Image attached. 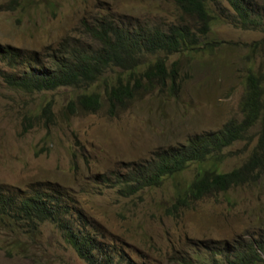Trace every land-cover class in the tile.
<instances>
[{
  "label": "rangeland",
  "instance_id": "1",
  "mask_svg": "<svg viewBox=\"0 0 264 264\" xmlns=\"http://www.w3.org/2000/svg\"><path fill=\"white\" fill-rule=\"evenodd\" d=\"M12 1L0 0V46L40 57L105 16L165 29L182 18L189 21L174 0H19V6L5 10ZM249 1L255 10L260 8V0ZM205 2L212 23L201 49L144 59L143 68L159 59L169 67L177 62L179 91L143 94L114 117L106 104L89 115L73 116L66 108L78 96L95 92L104 97L107 87L126 77L118 70L91 87L28 94L7 86L3 74L10 69L0 61V185L25 194L47 187L63 190L81 230L131 264H181L182 259L228 264L237 242L264 234L263 172L258 180L196 201L175 217L166 209L175 204L177 192L193 183L195 164L167 178L162 187L128 199L107 181L126 175L130 166L151 164L155 153L218 132L232 119L242 121L247 76L264 80V33L243 28L224 0ZM48 104L51 120L42 116ZM260 129L253 127L244 141L223 152L218 173L248 161ZM0 264L88 263L53 224L29 231L24 222L1 215Z\"/></svg>",
  "mask_w": 264,
  "mask_h": 264
},
{
  "label": "trees",
  "instance_id": "2",
  "mask_svg": "<svg viewBox=\"0 0 264 264\" xmlns=\"http://www.w3.org/2000/svg\"><path fill=\"white\" fill-rule=\"evenodd\" d=\"M224 1L243 28L264 33V0H260V8L256 10L249 0ZM174 2L182 17L189 21L182 18L166 29L105 16L93 24L83 25L77 37L65 38L57 49L47 48L42 57L0 46V61L10 69L3 74L4 81L13 90L33 94L91 87L114 70L126 76L107 87L104 97L92 92L71 101L66 111L73 116L96 114L106 104L108 115L114 117L128 110L143 94L165 89L168 93H177L181 88L178 63L169 67L165 60L159 59L143 68L144 59L157 54L180 56L201 49L202 41L209 35L212 17L205 0ZM19 5V0H14L5 10ZM241 114L242 121L232 119L218 132L197 135L180 148L155 153L151 164L138 163L135 169L130 166L126 175L107 181L116 187L121 198L128 199L162 187L167 178L180 175L195 164L198 169L193 183L177 192L175 204L166 209L170 217L188 210L196 201L256 181L264 174L261 170L264 167V80L256 74L251 73L246 78ZM42 116L47 120L53 118L51 104ZM257 125L261 127L259 138L248 161L229 173H218L216 169L223 152L244 141ZM10 192L0 185V216L24 222L29 231L46 222L53 224L88 264H131L123 255L117 258L108 252L96 237L81 230L63 190L47 187L26 194L21 190ZM241 243L235 245L234 257L228 264L264 263V234ZM181 264L191 263L182 259Z\"/></svg>",
  "mask_w": 264,
  "mask_h": 264
},
{
  "label": "clouds",
  "instance_id": "3",
  "mask_svg": "<svg viewBox=\"0 0 264 264\" xmlns=\"http://www.w3.org/2000/svg\"><path fill=\"white\" fill-rule=\"evenodd\" d=\"M17 190H20V189H17ZM22 191V190H21ZM12 192H16V189H14L13 191H11L10 193H12ZM23 192V191H22ZM24 193V192H23Z\"/></svg>",
  "mask_w": 264,
  "mask_h": 264
}]
</instances>
